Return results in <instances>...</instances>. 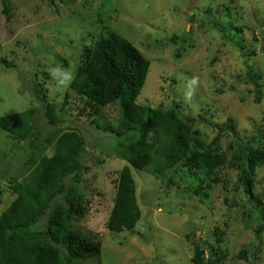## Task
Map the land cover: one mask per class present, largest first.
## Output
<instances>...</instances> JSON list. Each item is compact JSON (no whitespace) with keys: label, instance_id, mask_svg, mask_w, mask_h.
I'll use <instances>...</instances> for the list:
<instances>
[{"label":"rangeland","instance_id":"rangeland-1","mask_svg":"<svg viewBox=\"0 0 264 264\" xmlns=\"http://www.w3.org/2000/svg\"><path fill=\"white\" fill-rule=\"evenodd\" d=\"M100 32L125 39L149 61L138 104L178 107L203 143L219 135L230 161L239 145L264 148V0H0V118L33 109L41 150L54 132L76 131L84 143L80 182L88 211L72 229L99 243L101 254L79 264H193L196 243L219 264H264V166L246 193L234 187L237 170L226 165L217 174L232 183L226 190L210 184L199 203L188 197L198 182L183 181L186 169L155 179L127 164L140 222L122 233L104 228L112 206L107 173L126 165L124 149L110 137L118 106L88 109L69 88L82 45ZM56 69L71 75L66 86L53 76ZM254 73L261 76L258 88L257 80L248 81ZM46 103L54 106L56 125L44 119ZM37 147L0 130V214L15 198L12 183L31 170ZM54 147L43 152L50 157Z\"/></svg>","mask_w":264,"mask_h":264},{"label":"trees","instance_id":"trees-1","mask_svg":"<svg viewBox=\"0 0 264 264\" xmlns=\"http://www.w3.org/2000/svg\"><path fill=\"white\" fill-rule=\"evenodd\" d=\"M2 5V13L9 21L10 10L5 1ZM149 66V61L131 43L114 33L100 32L82 45L69 84L88 109L118 106L117 132L110 137L116 138L118 149H124L120 157L126 165L107 173L112 186V206L104 224L105 229L114 233L132 231L141 219L135 182L127 164L147 171L155 179H162L177 168L186 169L189 177L184 176L183 181L198 182L188 197H195L199 203L207 198L210 184L220 183L226 190L232 183L217 174L226 165L237 170L234 187L242 185L246 193L251 190L255 170L264 166V148L239 145L228 161L220 147L219 135L209 144L203 143L192 119L182 115L178 107L164 109L138 104ZM260 77L254 73L248 76V81L257 80L258 88ZM44 109L46 123L56 125L54 106L46 103ZM34 114L31 109L1 117L0 130L19 143L28 140L30 147H37ZM53 143L54 152L49 157L43 150ZM41 148L28 159L31 170L21 181L16 178L12 183L15 198L0 214V264H79L97 260L100 244L72 229L73 223L79 222L88 211L83 206L84 188L80 182L86 169L83 140L76 131H62L59 135L54 132ZM166 180L173 184L169 178ZM188 189L189 186L187 192ZM86 202L96 203L92 199ZM191 262L219 264L220 259L207 258L206 248L196 243Z\"/></svg>","mask_w":264,"mask_h":264},{"label":"clouds","instance_id":"clouds-1","mask_svg":"<svg viewBox=\"0 0 264 264\" xmlns=\"http://www.w3.org/2000/svg\"><path fill=\"white\" fill-rule=\"evenodd\" d=\"M53 76L60 77L59 83L65 86L71 80V75L69 73L61 72L59 69L53 71Z\"/></svg>","mask_w":264,"mask_h":264},{"label":"water","instance_id":"water-1","mask_svg":"<svg viewBox=\"0 0 264 264\" xmlns=\"http://www.w3.org/2000/svg\"><path fill=\"white\" fill-rule=\"evenodd\" d=\"M192 1H194V0H192ZM192 4V3H191Z\"/></svg>","mask_w":264,"mask_h":264}]
</instances>
